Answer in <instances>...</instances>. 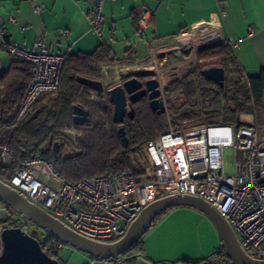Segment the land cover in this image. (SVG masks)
<instances>
[{"label":"built area","instance_id":"1","mask_svg":"<svg viewBox=\"0 0 264 264\" xmlns=\"http://www.w3.org/2000/svg\"><path fill=\"white\" fill-rule=\"evenodd\" d=\"M104 1L95 0L87 17L90 29L99 37L104 24ZM32 11L38 14L41 6L34 5ZM149 20L147 11L139 12L138 27L144 30ZM9 22L13 23L15 19L10 17ZM195 27L199 39L212 35L217 36L216 46H237L235 42L224 40L219 24L203 23L188 28L180 36L154 41L151 54L154 56L155 49L162 50L165 64L171 68L179 65L171 64L169 56L187 40L194 42L184 36ZM248 31L252 33L253 28L249 27ZM59 35L67 36V32L60 30ZM174 41L177 45L172 47ZM198 52L201 51L193 52L184 62H189ZM2 55L32 66V78L15 118V122H20L35 108L40 95L45 94L47 99L57 92L65 53L51 51L41 33L37 34L32 45L14 41L7 37L4 26L0 24V75L5 71ZM121 67L126 69L124 75L150 71L148 78L157 79L164 113H167L161 74L170 67L159 70L154 58L145 64L135 62L121 64ZM74 134L79 136L80 132ZM225 148H231L234 154L235 170L232 174H227L224 169ZM143 151L146 162L139 177L129 171H121L71 182L59 174L51 160L39 155L19 157L0 140V180L74 232L101 242L119 239L140 211L158 198L184 194L197 196L207 201L228 222L249 258L264 259V129L256 130L250 124H239L177 130L169 123L168 130L147 141ZM19 218L20 228L30 233L33 224ZM62 245L58 241L55 249L59 251ZM121 262V255L109 259V264ZM216 264L231 262L228 259Z\"/></svg>","mask_w":264,"mask_h":264},{"label":"trees","instance_id":"2","mask_svg":"<svg viewBox=\"0 0 264 264\" xmlns=\"http://www.w3.org/2000/svg\"><path fill=\"white\" fill-rule=\"evenodd\" d=\"M213 47L200 52L199 57L214 58L217 66L224 69L223 86L204 79L200 74L201 69L197 71L195 67L181 77H174L165 91L167 113L151 111L145 99L133 105L134 118H125L121 124L127 146H124L117 131L119 125L112 120L113 106L107 92L105 96L104 93L97 96L76 81L77 76L98 80L101 67L116 62L108 44L102 43L90 53H65L56 95L46 103H43L46 96L37 99L35 108L20 122H15V118L32 78V66L11 60L0 75V140L7 143L19 157L39 155L51 160L61 176L76 182L121 171H129L139 177L146 162L143 157L145 143L167 131L169 123L177 130L239 124H250L256 130L264 129V70L256 76L246 77L230 45ZM73 105L87 110L86 121L74 120ZM244 115L251 116L252 121L242 123L240 118ZM65 127L80 132L72 143L59 133ZM55 142L59 144V149L69 152V156L54 154L51 147ZM170 209L161 212L154 222ZM15 221L16 224L12 216L7 215L0 224L20 227V218ZM29 234L36 238L34 225ZM58 241L48 235L39 243L48 256L61 263L55 249ZM140 245L141 240L121 256L139 252ZM227 260L226 254L220 251L212 258L184 262L216 264Z\"/></svg>","mask_w":264,"mask_h":264},{"label":"crops","instance_id":"3","mask_svg":"<svg viewBox=\"0 0 264 264\" xmlns=\"http://www.w3.org/2000/svg\"><path fill=\"white\" fill-rule=\"evenodd\" d=\"M36 4L41 6L38 14L32 11ZM94 5L95 0H0V24L14 41L32 45L41 33L51 51L66 54L90 53L106 43L112 49L114 65H118V60L144 58L154 41L180 36L203 23H214L221 26L226 42L237 44L233 49L242 74L252 77L264 70V0H105L101 37L90 29L87 19ZM141 11L150 15L144 30L137 24ZM10 17L15 22H9ZM60 30H65L67 36H60ZM1 58L7 69L12 59ZM103 67L100 79L107 76L108 70ZM123 75L112 82H118ZM185 213L187 206L170 209L143 235L141 250L124 255L120 264H187L184 261L212 258L216 251L225 253L215 227L210 226L215 237L212 247L188 256ZM82 256L72 263L58 253L62 264H109V260L86 253Z\"/></svg>","mask_w":264,"mask_h":264},{"label":"water","instance_id":"4","mask_svg":"<svg viewBox=\"0 0 264 264\" xmlns=\"http://www.w3.org/2000/svg\"><path fill=\"white\" fill-rule=\"evenodd\" d=\"M200 74L204 79L220 87L224 84V69L220 66L203 68ZM138 75L147 78L142 81ZM150 75L151 72L148 70L126 74L120 78V83L106 91L109 102L113 106L112 120L120 125L117 131L124 146H127V137L121 124L125 117L130 120L134 118V104L147 98L151 111L157 114L164 113L158 81L156 78H148ZM76 81L89 88L97 96L105 92V85L101 79L77 76ZM72 113L75 121L84 122L88 119L87 110L80 105H73ZM53 146L57 152L59 144L55 142ZM0 202L4 206L0 208V221L4 220L8 210H11L60 242L94 258L104 260L125 254L141 240L161 212L178 206L192 207L203 212L211 220L231 264H264V259H251L246 255L231 226L207 201L189 194L167 195L152 201L140 211L126 232L119 239L111 242L96 241L79 235L59 219L29 202L23 194L1 180ZM0 244V264H61L59 260L48 256L42 250L39 241L20 227L3 228L0 231Z\"/></svg>","mask_w":264,"mask_h":264},{"label":"rangeland","instance_id":"5","mask_svg":"<svg viewBox=\"0 0 264 264\" xmlns=\"http://www.w3.org/2000/svg\"><path fill=\"white\" fill-rule=\"evenodd\" d=\"M195 29H196V27L194 29H192L189 33L185 34L184 37H186V36L190 37L192 40H194V42L199 40V38H198L199 33L195 32ZM175 45H177V43L174 41V44L172 45V47H174ZM209 48L212 49L211 47H209ZM209 48H205L202 51L210 50ZM152 49H151V47H149V49L147 50V55L142 59H138V61L135 60L136 58L128 59L126 61L124 60V62H121L123 60H121V61L118 60L117 64L120 66H121V64L129 65V64H134L135 62L145 64V63H148L152 58H154L155 61L157 62L159 70L161 68H164V67L165 68L170 67L168 64L164 63L163 51L155 49L154 56H153V54H151L153 51ZM132 54L133 53L131 52L130 55H132ZM199 54H200V52L196 53L191 58V60L189 62H183V63H181L175 67H172V68L170 67V69L168 70L169 72L164 71L161 74V81H162V85L165 86V90L167 89V86L170 83L169 82L171 80L170 75H172L173 77L174 76L175 77L176 76L181 77L184 73L193 69V67H195L198 71L199 69L218 65L217 61L214 58H202V59H200ZM2 56L6 57L5 55H2ZM160 62H162V65H160ZM114 64H111V65L114 66ZM152 65H154V63H152ZM104 66H106V65H104ZM150 66L151 65H148V67H150ZM100 78H101V76H100ZM101 80L103 81V83L105 85V92H104V96H105L106 95V89H108V87L111 84H115L117 82L110 83V82L105 80L104 76L102 77ZM118 82H121V81H118ZM55 95H56V93H55ZM55 95H52L47 99H44L43 103L48 102ZM44 96H46V95L45 94L40 95L38 100L39 99L41 100ZM93 97H94V99H96L95 95ZM240 119H241L242 123H248V122L252 121V118L249 115L241 116ZM75 132H78V131L74 128L65 127L63 129H61L59 133L62 136L66 137L68 140H70L72 143V141H74V139L77 137L74 134ZM143 157L146 159V156L144 154H143ZM139 159H140V161H142L141 157ZM223 162H224L225 172L227 174L234 173V170H235V168H234V154H233V151L231 148H225L224 149ZM11 216H12V221L15 222V224H16L17 222L15 220L18 219L20 215L13 212V214H11ZM184 216L187 219V254H188V256H196L199 254V252L206 251L209 248H211L213 245V242L215 240L214 234H213L212 230L210 229V226L214 228V225L211 222V220L203 212L199 211L198 209L192 208V207H187V213H185ZM167 217H168V215H167ZM5 226H6V228L10 227L7 224ZM35 228H36L35 236H36L37 240L38 241H44L46 238V233L44 231H42L40 228H37V227H35ZM62 246H63L62 250L61 251L59 250L58 253L59 254L61 253L62 258L64 260H66V262L70 261L72 263H75L76 261H78V258L83 257L82 255L84 254V252H81V251L69 246L68 244L63 243Z\"/></svg>","mask_w":264,"mask_h":264},{"label":"bare ground","instance_id":"6","mask_svg":"<svg viewBox=\"0 0 264 264\" xmlns=\"http://www.w3.org/2000/svg\"><path fill=\"white\" fill-rule=\"evenodd\" d=\"M218 44L217 36H209L204 39H199L196 42L190 43L188 40L183 46L173 53L170 54L169 59L171 64H181L187 58H189L193 52L195 51H202L205 48L213 47ZM107 69V76H105V80L110 82L114 78L119 77L120 75L126 72L125 68L121 66L114 65V66H104L102 70Z\"/></svg>","mask_w":264,"mask_h":264},{"label":"flooded vegetation","instance_id":"7","mask_svg":"<svg viewBox=\"0 0 264 264\" xmlns=\"http://www.w3.org/2000/svg\"><path fill=\"white\" fill-rule=\"evenodd\" d=\"M186 74H187V72H186ZM138 77H139V79L140 80H142V81H144L147 77H144V76H140V75H138ZM175 77V76H174ZM172 75H170V78H171V80L174 78ZM177 77V76H176ZM170 80V81H171ZM169 81V82H170ZM118 83H120V82H117V83H115V84H111L109 87H108V89L110 88V87H112V86H114V85H116V84H118ZM106 91H107V89H106ZM143 99H145V100H147V98H143ZM143 99H141V100H143ZM140 100V101H141ZM125 118H127V117H125ZM125 118H124V121H125ZM123 121V122H124ZM79 122H83V121H79ZM123 124V123H122ZM120 126V125H119ZM52 151H53V153L54 154H62V155H65V156H69V152H67V151H63V150H61V149H57V152L54 150L55 148H54V146H53V144H52ZM0 208H4V206L2 205V203L0 202ZM11 214H13V211H11V210H8V214L7 215H11ZM2 221H4V220H2ZM2 221H0V222H2ZM6 224H0V231L3 229V228H6V226H5Z\"/></svg>","mask_w":264,"mask_h":264}]
</instances>
